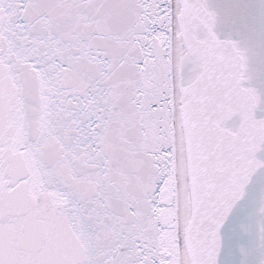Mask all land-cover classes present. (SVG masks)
<instances>
[{"label": "snow or ice", "instance_id": "6c2138e0", "mask_svg": "<svg viewBox=\"0 0 264 264\" xmlns=\"http://www.w3.org/2000/svg\"><path fill=\"white\" fill-rule=\"evenodd\" d=\"M0 264H264V0H0Z\"/></svg>", "mask_w": 264, "mask_h": 264}, {"label": "water", "instance_id": "95a60500", "mask_svg": "<svg viewBox=\"0 0 264 264\" xmlns=\"http://www.w3.org/2000/svg\"><path fill=\"white\" fill-rule=\"evenodd\" d=\"M236 0H211V3L216 6V7H220V8H224L226 7L227 5L229 4H232V3H235ZM245 2H254V0H245ZM221 31L227 35V33L229 31H231L230 28H228L227 26L225 25H221Z\"/></svg>", "mask_w": 264, "mask_h": 264}]
</instances>
